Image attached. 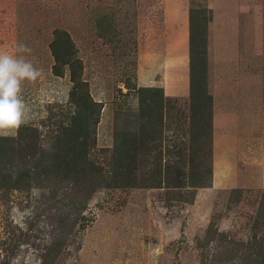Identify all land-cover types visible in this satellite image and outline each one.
Returning a JSON list of instances; mask_svg holds the SVG:
<instances>
[{"label":"rangeland","instance_id":"obj_1","mask_svg":"<svg viewBox=\"0 0 264 264\" xmlns=\"http://www.w3.org/2000/svg\"><path fill=\"white\" fill-rule=\"evenodd\" d=\"M187 4V60L147 85L160 0H0V54L40 72L0 131V264H264V189L211 184L218 98L264 93V0H237L240 57L220 65L212 0ZM187 69L189 94L165 95Z\"/></svg>","mask_w":264,"mask_h":264},{"label":"crops","instance_id":"obj_2","mask_svg":"<svg viewBox=\"0 0 264 264\" xmlns=\"http://www.w3.org/2000/svg\"><path fill=\"white\" fill-rule=\"evenodd\" d=\"M224 2L230 6H218V0H212L211 5V56L216 65L236 61L240 57L237 0ZM187 3L188 0H160L159 30L150 32L147 51H139L137 55V78L143 74L149 81L147 85H154L157 76L171 78L175 74L172 70L167 71L164 64L158 66L159 60H187ZM143 60L148 64H142ZM186 75L183 91L176 89V84L172 91H167L165 79L159 86L167 96H187L188 69ZM259 88L256 86L254 89ZM232 90L231 96L225 94L222 99L218 98V104L224 105L223 109L217 107L213 111L212 188L237 189L258 184L264 189V93L256 96L242 88L238 81L234 82Z\"/></svg>","mask_w":264,"mask_h":264},{"label":"clouds","instance_id":"obj_3","mask_svg":"<svg viewBox=\"0 0 264 264\" xmlns=\"http://www.w3.org/2000/svg\"><path fill=\"white\" fill-rule=\"evenodd\" d=\"M18 51H28L18 46ZM40 75L23 56L0 54V131H10L24 122L26 104L21 96V82Z\"/></svg>","mask_w":264,"mask_h":264},{"label":"trees","instance_id":"obj_4","mask_svg":"<svg viewBox=\"0 0 264 264\" xmlns=\"http://www.w3.org/2000/svg\"><path fill=\"white\" fill-rule=\"evenodd\" d=\"M211 18H212V11H211ZM211 18H210V22H211ZM191 26V13H190V10H189V28ZM189 49H190V44H189ZM192 66V64H191ZM191 85H192V77L190 75V78H189V92L191 91Z\"/></svg>","mask_w":264,"mask_h":264},{"label":"bare ground","instance_id":"obj_5","mask_svg":"<svg viewBox=\"0 0 264 264\" xmlns=\"http://www.w3.org/2000/svg\"><path fill=\"white\" fill-rule=\"evenodd\" d=\"M237 11V10H236Z\"/></svg>","mask_w":264,"mask_h":264}]
</instances>
